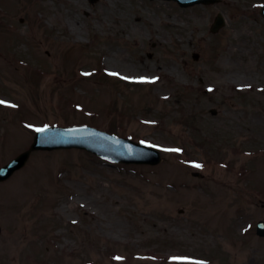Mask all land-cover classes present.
I'll return each mask as SVG.
<instances>
[{
    "label": "rangeland",
    "instance_id": "1",
    "mask_svg": "<svg viewBox=\"0 0 264 264\" xmlns=\"http://www.w3.org/2000/svg\"><path fill=\"white\" fill-rule=\"evenodd\" d=\"M262 4L0 0V166L43 122L163 151L154 167L32 154L0 186V264H264V156L238 151L264 148Z\"/></svg>",
    "mask_w": 264,
    "mask_h": 264
},
{
    "label": "water",
    "instance_id": "2",
    "mask_svg": "<svg viewBox=\"0 0 264 264\" xmlns=\"http://www.w3.org/2000/svg\"><path fill=\"white\" fill-rule=\"evenodd\" d=\"M181 5L188 6L197 2L214 3L217 0H177ZM190 1V2H189ZM264 15V11L262 13ZM223 20L218 16L215 26L211 31L222 27ZM35 141L30 150L12 162L8 167L0 171V179H4L13 170L20 167L26 161L27 156L33 150H54L61 148H80L96 155L120 163L156 165L161 161L157 151L151 148L137 145L129 140L118 139L88 128L77 129H47L36 134ZM264 236V223H259L258 230Z\"/></svg>",
    "mask_w": 264,
    "mask_h": 264
},
{
    "label": "snow or ice",
    "instance_id": "3",
    "mask_svg": "<svg viewBox=\"0 0 264 264\" xmlns=\"http://www.w3.org/2000/svg\"><path fill=\"white\" fill-rule=\"evenodd\" d=\"M111 75H118L117 73H111ZM209 90H211V89H209ZM0 103H3V101H0ZM37 131L38 132H40V131H44V129H37ZM173 151H179L178 149H174ZM197 167H199V165H197ZM117 259H119V258H117Z\"/></svg>",
    "mask_w": 264,
    "mask_h": 264
},
{
    "label": "bare ground",
    "instance_id": "4",
    "mask_svg": "<svg viewBox=\"0 0 264 264\" xmlns=\"http://www.w3.org/2000/svg\"><path fill=\"white\" fill-rule=\"evenodd\" d=\"M106 65H108V67H110L109 64H108V62H106Z\"/></svg>",
    "mask_w": 264,
    "mask_h": 264
}]
</instances>
